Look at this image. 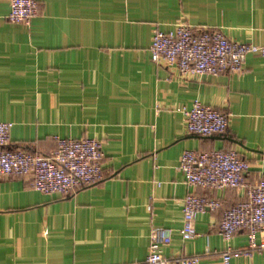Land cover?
<instances>
[{
	"label": "crops",
	"instance_id": "1",
	"mask_svg": "<svg viewBox=\"0 0 264 264\" xmlns=\"http://www.w3.org/2000/svg\"><path fill=\"white\" fill-rule=\"evenodd\" d=\"M0 0V121L9 149L39 155L53 137L100 142L102 179L68 196L42 194L22 177L0 176V264H126L141 261L151 228L170 231L160 247L172 260L222 264L244 231L217 235L221 211L244 188L202 189L177 170L182 150H234L248 164L244 183L264 180V59L245 55L240 73L180 77L150 60L155 29L183 23L217 28L229 41L264 44V0H38L28 25L6 20ZM196 99L227 114L224 133H187L180 108ZM187 193L219 202L195 214L182 240ZM259 240V234L256 235ZM228 264H264V250Z\"/></svg>",
	"mask_w": 264,
	"mask_h": 264
},
{
	"label": "built area",
	"instance_id": "2",
	"mask_svg": "<svg viewBox=\"0 0 264 264\" xmlns=\"http://www.w3.org/2000/svg\"><path fill=\"white\" fill-rule=\"evenodd\" d=\"M38 0H8L6 20L28 25L37 15ZM150 60L172 67L180 77L240 73L247 54L264 59V44L237 43L227 40L219 29H193L179 23L167 31L155 29L149 44ZM187 133L212 136L224 133L227 114L202 105L194 99L189 108H180ZM11 123L0 121V176L22 177L30 188L42 194L68 196L102 179L100 142L92 138L53 137L54 148L46 155L9 149ZM248 164L234 150L195 151L184 149L177 170L191 187L223 190L244 188L245 199L221 211L217 235L228 242L237 231H244L246 246L221 252L222 264L234 257H249L264 250V180L244 183ZM219 202L203 195L187 193L181 203L180 237H193L192 222L198 212L215 210ZM259 234V240L256 235ZM170 241V231L153 227L147 235V252L141 261L126 264H196L197 256L165 258L160 247Z\"/></svg>",
	"mask_w": 264,
	"mask_h": 264
}]
</instances>
